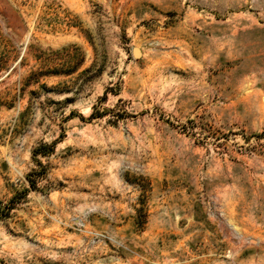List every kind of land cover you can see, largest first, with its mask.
<instances>
[{
    "label": "rangeland",
    "instance_id": "obj_1",
    "mask_svg": "<svg viewBox=\"0 0 264 264\" xmlns=\"http://www.w3.org/2000/svg\"><path fill=\"white\" fill-rule=\"evenodd\" d=\"M0 264H264V0H0Z\"/></svg>",
    "mask_w": 264,
    "mask_h": 264
},
{
    "label": "water",
    "instance_id": "obj_2",
    "mask_svg": "<svg viewBox=\"0 0 264 264\" xmlns=\"http://www.w3.org/2000/svg\"><path fill=\"white\" fill-rule=\"evenodd\" d=\"M132 54H133L135 57L139 56V50H138L137 47H133V48H132Z\"/></svg>",
    "mask_w": 264,
    "mask_h": 264
}]
</instances>
